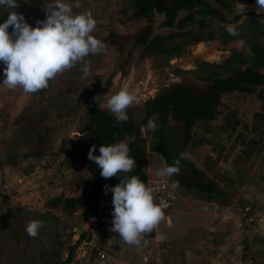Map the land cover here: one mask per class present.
Segmentation results:
<instances>
[{
  "label": "rangeland",
  "instance_id": "374dc122",
  "mask_svg": "<svg viewBox=\"0 0 264 264\" xmlns=\"http://www.w3.org/2000/svg\"><path fill=\"white\" fill-rule=\"evenodd\" d=\"M20 1L38 5L41 0ZM210 1L216 5L214 0ZM224 1L227 6L218 7L224 15V21L205 19L200 38L188 44L179 55L170 56L162 65L158 57L147 54L140 56L142 47L128 52L129 46L125 45L122 50H116L103 40L110 30L128 34L143 24L142 20L121 21V8L127 0H79L81 7H74V12L91 10L97 21L93 35L106 45L101 54L86 58L90 69L87 77L83 75V65L77 64L50 81L49 88L28 94L20 88L9 90L2 85L4 65L0 62V227L6 221H14L11 226L0 230V264H28L32 259L38 260L39 252L48 242L47 235L30 237L26 226L37 219V214L45 211H49L50 215H45L44 225L49 230L59 232L58 244L55 246L58 252L52 259L56 264H97V248L106 252L108 264H148V260L144 262L142 252L138 251L142 245H128L118 234L112 233L111 221L92 224L87 220L85 207L69 215L61 207L48 208L46 203L55 196L78 195L85 182L92 177L86 169L90 150L75 154L78 149L74 146L79 142L80 129L86 123V110L89 107L100 109L99 103L106 105L111 95L125 88L138 98L128 109L129 120L138 122L143 116L144 102L180 77L188 82L194 81L196 85H203L206 81L201 77L209 70L207 65L221 64L233 51L241 55H253V48L250 51L243 49L239 36L252 40L253 47L260 46L254 34L259 32L264 36V9L259 10L257 0ZM53 2L50 0L43 9H47ZM65 2L74 5L77 0ZM249 13L256 16L249 17ZM159 19L156 16L155 25ZM28 23L35 26L32 18ZM229 26L235 29V33L229 37V46L215 45L219 40L218 35L224 33L227 37L225 33ZM210 27H213L212 32L208 30ZM169 31L171 29H155V33L165 34ZM197 54L200 55L191 57ZM261 71L264 69L261 68ZM244 101L246 99L240 96L229 99L223 96L222 110L215 120L198 123L191 129V133L198 137H209L213 133L211 142L214 144L198 141L194 146L187 144L189 147L185 149L193 166L207 179L216 182L223 191L226 185L229 193L236 191L231 192V189L239 182L253 181L252 173L254 169L256 171L255 165L251 164L253 158L237 162L235 153L240 149L238 139L243 136L250 138L251 134H255L260 120L258 113L251 109L248 110V116L235 113L238 115H235L237 124L232 123L224 130V103L228 109L239 112ZM251 102L254 101L249 99L248 104H253ZM103 110L110 112L106 107ZM38 111L42 113L36 114ZM37 115L42 117L38 118ZM180 127L170 121L164 128ZM154 129L156 124L152 129L147 125L141 127L146 157L152 152H158L156 146L159 140L153 133ZM151 159L156 160L155 167L162 166L159 155ZM168 179L176 181L174 176ZM178 187L181 194L192 196L190 190L180 185ZM110 197L111 194L100 201L109 203L106 209L109 214V209L113 208ZM218 200L224 203V199ZM7 206L13 212L7 213ZM183 210L185 207L181 209L182 214ZM52 216L55 220L51 219ZM183 218L188 220L186 215ZM224 239L236 243L240 236ZM246 240H249V236H246ZM258 245L264 249V243ZM152 261V264H156V255ZM257 261H264V257H257Z\"/></svg>",
  "mask_w": 264,
  "mask_h": 264
},
{
  "label": "trees",
  "instance_id": "16d2710c",
  "mask_svg": "<svg viewBox=\"0 0 264 264\" xmlns=\"http://www.w3.org/2000/svg\"><path fill=\"white\" fill-rule=\"evenodd\" d=\"M48 2L50 0H41L38 5H33L32 2L19 0V7L16 11L23 13L27 22L32 18L35 26H37V21L46 18V9L43 8ZM214 2L217 7L210 0H127V3L121 8L123 15L121 21L142 20L143 24L128 34L110 30L103 40L116 50H122L125 45L129 46L128 52L137 47H142L140 56L147 54L158 57L162 65L169 60L170 56L179 55L188 44L200 38L203 33L201 30H204L202 27L206 22L205 19L224 21V15L218 7L227 6L226 2L224 0H214ZM7 11L8 9L0 6V23L6 20ZM247 15L249 17L256 16L254 13ZM156 16L160 18L157 25H155ZM158 28L171 29V31L165 34L155 33V29ZM208 30L212 32L213 27ZM11 31L10 28L9 32ZM225 34L227 37L222 33L218 35V39L224 40L233 33L228 31ZM207 67L209 70L201 77L206 81L203 85H196L194 81L188 82L180 77L179 80L170 83L148 98L143 104V116L138 122L129 119L127 122H118L112 113L95 106L89 107L86 110V123L80 129L79 142L74 144L75 148L78 149L75 154L81 153L82 150H91V147L96 145L94 155L98 156L101 145H111L124 141L129 145L130 156L136 159V167L131 173H120L119 176L105 179L101 176L100 169L95 162L89 160L86 163V169L92 177L85 182L82 191L76 196H55L48 200L47 207H61L62 211L69 215L80 207H85L88 213H98V211H103L100 201L107 199L109 194L113 196L111 191L105 194V185L114 187L120 183V177L125 175L129 177L136 175L148 184L145 170L146 147L141 127L146 126L149 119H152L156 124V129L153 130L159 140L156 150L163 155L165 165L172 166L170 155L162 150L160 139V131L168 122L185 126L187 136L182 140V146L186 151L189 143L190 146L196 145L198 141L214 144L211 142L214 138L213 133L209 137L203 135L198 137L191 133V129L198 123L215 120L217 114L222 110L221 99L226 93L236 91L254 94L260 99L264 110L262 91L253 93L257 86L264 85V71H261V68L264 69V47L262 45L253 47L252 56L241 55L233 51L221 64H210ZM189 73L193 72L190 71ZM93 88H96V83ZM41 113L38 111L36 114ZM235 113L234 110L228 109V106L224 104V130L229 128L232 123L237 124L235 117L237 114ZM37 116L38 118L42 117ZM237 144L240 145L241 149L239 154L235 153L237 157L240 155L238 158L236 157L237 162L243 158L245 161L249 158H253V160L259 158L258 163L264 170V155L259 156L258 154L264 150V125L250 138L238 139ZM185 160L192 167V173L186 175L179 171L178 174H174L178 185L190 190L191 195L195 198L208 201L215 200L218 205L224 204L218 200L224 199V191L216 182L207 179L199 169L193 166L188 157ZM251 164L254 165V161ZM110 199L112 200V197ZM6 211L7 213L13 212L9 206L6 207ZM109 212L112 214L113 208L109 209ZM45 215H50V212L45 211L37 214L36 220L44 221ZM51 219L55 220V217L52 216ZM12 224L14 221H6L0 230ZM48 228L47 225H44L38 234L39 236L47 235V244L39 252L38 260L32 259L28 264H56L52 259L58 252L55 246L58 244L59 232ZM150 234H145V236Z\"/></svg>",
  "mask_w": 264,
  "mask_h": 264
},
{
  "label": "clouds",
  "instance_id": "9594fccd",
  "mask_svg": "<svg viewBox=\"0 0 264 264\" xmlns=\"http://www.w3.org/2000/svg\"><path fill=\"white\" fill-rule=\"evenodd\" d=\"M257 5L259 10L264 9V0H257ZM0 6L8 9L6 20L0 23V62L4 65L2 85L9 90L20 88L28 94L40 92L49 88L50 81L59 74L77 64L83 65L82 72L87 77L90 69L86 58L106 49L103 41L93 35L97 21L91 10L74 12V7H81L79 0L74 5L54 0L45 10L46 18L37 21L35 27L27 22L23 13L16 11L19 0H0ZM228 31L235 33L231 26ZM137 99L133 92L121 88L110 96L106 105L99 103V107H106L118 122H127L128 109ZM147 127H155L152 119ZM95 152L96 145H93L88 158L95 162L105 179L131 173L136 167V159L130 156L129 145L124 141L101 145L98 156ZM184 159L187 153L181 152L174 165L160 168L156 176L164 178L178 174ZM120 178V183L114 187L105 185V194L109 191L113 194L110 231L128 245L139 246L141 237L152 233L165 220V205L155 201L153 189L138 176ZM43 226L44 221L32 220L26 226L27 234L35 238ZM156 239L163 241L166 237L157 234Z\"/></svg>",
  "mask_w": 264,
  "mask_h": 264
},
{
  "label": "crops",
  "instance_id": "0c3cea01",
  "mask_svg": "<svg viewBox=\"0 0 264 264\" xmlns=\"http://www.w3.org/2000/svg\"><path fill=\"white\" fill-rule=\"evenodd\" d=\"M260 91L264 96V85L257 86L253 93ZM233 96L246 99L236 113L248 116L250 109L258 113L260 120L256 134L264 125V110L260 99L254 94L236 91L226 93L224 99ZM249 99L254 101L251 102L253 104H248ZM244 137L246 136L242 139ZM240 151L241 149L237 154ZM258 154L264 155V150ZM154 155L161 157L162 166L159 168L155 167L156 160L151 159ZM240 161L245 162V158ZM252 161L256 168L252 173L253 181L239 182L231 189V192L236 190L232 193L224 185L222 205L215 201L185 196L178 190L167 212V218L149 236L141 239L142 246L138 251L142 252L144 262L148 260L147 263L152 264L156 255V264H264V261H257V257H264V249L258 245L260 242L264 243V170L258 163L259 158ZM164 166L165 161L160 153L152 152L147 156L145 170L149 186L168 178L156 176L157 170ZM182 207H185L183 214ZM245 207L249 208L248 212ZM184 215L188 216V220L183 218ZM183 219L186 221L183 222ZM157 234H163L166 239H156ZM228 236H240V239L236 243L229 242L224 239ZM246 236H249L252 243H248ZM230 257L232 258L229 259Z\"/></svg>",
  "mask_w": 264,
  "mask_h": 264
},
{
  "label": "water",
  "instance_id": "95a60500",
  "mask_svg": "<svg viewBox=\"0 0 264 264\" xmlns=\"http://www.w3.org/2000/svg\"><path fill=\"white\" fill-rule=\"evenodd\" d=\"M256 40L258 41L260 45L264 47V36L256 32L255 34ZM230 38L226 39H219L215 42V45L220 44L225 47L229 46ZM241 44L243 46V49L245 51H250V48H252L251 41H248L245 36H241L240 38ZM223 42V43H222ZM225 43V44H224ZM232 45H235L232 43ZM200 55V54H199ZM197 55H192L191 57H197ZM187 136V131L185 129L184 125H181L180 128H164L160 131V139L162 142V150L167 152L170 155L172 164H175L176 158L179 157L181 152H184V148L182 146V140ZM180 171L185 173L186 175H190L192 173V167L190 164L184 159L181 162V168Z\"/></svg>",
  "mask_w": 264,
  "mask_h": 264
},
{
  "label": "built area",
  "instance_id": "2783aa9c",
  "mask_svg": "<svg viewBox=\"0 0 264 264\" xmlns=\"http://www.w3.org/2000/svg\"><path fill=\"white\" fill-rule=\"evenodd\" d=\"M175 180L171 179H164L162 181H159L158 183L154 185H150V187L153 189V196L157 203H162L165 205L163 211L165 213V218H167V212L170 209L173 200L175 199V196L178 193V184H176ZM101 208H103V211H98V213H88L87 214V220L88 222L95 224H106L110 221H112L113 216L109 214L106 209L109 206V203L106 202H100ZM245 211L248 212L249 208L245 207ZM143 236L141 237V239ZM97 264H108L107 262V254L103 249L97 248Z\"/></svg>",
  "mask_w": 264,
  "mask_h": 264
},
{
  "label": "flooded vegetation",
  "instance_id": "af4514ba",
  "mask_svg": "<svg viewBox=\"0 0 264 264\" xmlns=\"http://www.w3.org/2000/svg\"><path fill=\"white\" fill-rule=\"evenodd\" d=\"M241 36H243V35H240L239 38H241ZM245 38H246V37H245ZM246 39H247V38H246ZM247 40H248V41H251V43H253L252 40H250V39H247ZM253 45H254V43H253L252 46H251L252 48H253Z\"/></svg>",
  "mask_w": 264,
  "mask_h": 264
}]
</instances>
